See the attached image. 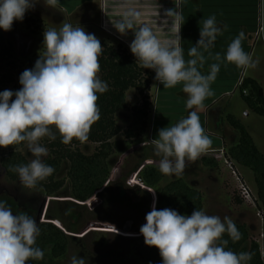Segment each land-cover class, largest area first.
Returning <instances> with one entry per match:
<instances>
[{
	"label": "clouds",
	"instance_id": "obj_1",
	"mask_svg": "<svg viewBox=\"0 0 264 264\" xmlns=\"http://www.w3.org/2000/svg\"><path fill=\"white\" fill-rule=\"evenodd\" d=\"M41 2L45 5V0H0V29L10 31L14 22H22L26 13ZM172 2L175 7L165 10L161 20V26H167V39L159 38L149 24L141 21L140 13L131 9L111 24L121 36L133 34L129 48L136 63L153 70L159 85L164 89L181 85L187 96L185 106L191 109L187 117L159 129L157 138L145 140L141 145L151 146L161 174L178 178L186 162L197 160L211 144L199 113L205 110V99L213 94L210 84L220 69V54L213 56L209 50L222 29L215 15L203 18L199 22V39L188 49L190 58L185 60L180 35L183 0ZM46 3L50 5L51 0ZM243 35L241 32L230 42L224 61L237 68H254L257 62L242 49ZM101 49L94 34L63 22L58 28L43 32L42 51L34 67L20 74V89L0 91V148L25 144L33 157L27 164L13 168L24 188H35L54 172L42 159L48 152L41 144L42 138L52 141L56 139L55 133H59L64 145L74 140L84 143L92 125L100 119L97 94L108 89L98 75ZM204 52L217 61L210 65L207 74L197 67H203ZM145 220L140 234L147 246L159 250L162 264H247L251 259V253H235L226 248L225 233L233 242L241 236L230 216L221 219L198 209L191 215H181L170 208L158 210L153 203ZM40 231L32 215L13 214L6 202L0 200V264L42 260L44 251L37 245ZM86 261L88 264L87 258L74 254L69 264Z\"/></svg>",
	"mask_w": 264,
	"mask_h": 264
},
{
	"label": "rangeland",
	"instance_id": "obj_2",
	"mask_svg": "<svg viewBox=\"0 0 264 264\" xmlns=\"http://www.w3.org/2000/svg\"><path fill=\"white\" fill-rule=\"evenodd\" d=\"M256 3V11L259 8L260 10L264 9V0H256ZM168 4L170 5V0H51L50 5L45 0V5L42 2L38 3L34 9L26 13L22 22H14L10 31L5 32L0 29L4 37L14 45V60L16 62L15 70H10L6 64L0 65V79L8 73L13 78L12 83L0 85V91L7 89L15 92L20 89L19 76L25 69L34 67L42 51L45 30L53 27L58 28L63 22H67L73 27L81 26L87 32L94 34L100 40L101 45L116 48L121 44L132 54L129 44L134 38L133 34L121 36L112 26L111 21L120 19L123 13L129 9L134 10L140 13L143 23L150 26L159 25V28H153V30L159 38L164 40L168 38V32L167 26H161V20L164 19L163 14L167 10ZM263 36H260V42L263 41ZM258 41L254 35L251 47L257 46ZM263 50V44L255 49L252 60L260 66L247 68L245 78L257 79L258 71L264 77ZM151 71L154 73L153 70ZM155 82L153 78L149 93L152 108L146 135L140 140L129 142L124 134H121L111 141L113 154L109 161V178L105 186L88 201L75 200L67 178L68 163L62 166L56 177L58 181L64 180L65 185L54 194H47L36 188H24L19 179L17 181L8 180L0 166V200L14 202L11 205L18 211L14 213L12 210L13 214L27 212L36 219L38 226L47 223L53 224L67 237V254L62 258L50 261V249L47 250L46 261L48 264H69L70 257L74 254L81 258H87L88 264H144L137 257V252L145 245L144 238L139 231L140 227L146 223L145 216L151 211L153 203L156 207L160 191L177 179H182L188 186L201 193L202 211L206 214L218 215L221 219L227 215L234 223L246 227L249 225L250 227L247 229L251 242H254V239L260 234L256 209L246 202L237 203L236 200L240 196L236 190V182L220 153L216 156H210L215 154L207 156L217 163L216 168L206 167L202 162L203 157L206 156L201 155L195 161L186 162L185 169L178 178L162 174L163 181L157 187L151 188L145 184L142 179L144 172L148 168L158 169L157 158L153 155L151 146L141 147L143 141L155 138L152 132L156 95ZM238 84L239 82L237 86ZM171 91V88L164 89L161 86L157 92V104H162L165 99L164 95ZM175 98L184 104L185 99H181L182 96L179 99V95H176L173 99ZM127 105V110L119 113L116 119L123 132L130 129L135 121L133 107L141 105V98L137 90L127 93ZM214 107V111L208 112L203 125L202 122L201 125L205 126L204 130L209 137H212L214 132L222 139L218 142H222L224 145L226 158L229 159V162L231 160L228 154L229 149L237 143L239 134L225 121L227 113L224 112L228 109V114L240 121L252 137L255 146L264 155V118L245 105L239 89L235 90L232 98H228ZM246 113L248 116L245 115ZM219 124L220 126L216 127ZM99 147L98 144L84 143L79 147V150L85 155H93ZM20 152L28 162L33 159L26 145L20 149ZM48 156L49 152L42 159L45 160ZM231 164L257 196L253 173L240 167L232 160Z\"/></svg>",
	"mask_w": 264,
	"mask_h": 264
},
{
	"label": "trees",
	"instance_id": "obj_3",
	"mask_svg": "<svg viewBox=\"0 0 264 264\" xmlns=\"http://www.w3.org/2000/svg\"><path fill=\"white\" fill-rule=\"evenodd\" d=\"M101 46L102 49L98 56L100 65L98 75L107 83L108 89L103 94H97L100 119L92 125L88 140L84 142L98 144L100 147L93 155H85L79 150V147L84 143L74 140L70 145H64L60 141L59 133H55L56 139L52 141H49L47 137L42 138L41 144L49 152V156L44 162L52 166L54 172L46 180L38 182L35 188L47 194L57 193L64 187L65 181H58L56 177L62 166L68 163L67 178L75 200L79 202L88 201L105 186L109 178V161L113 154L111 141L121 134H124L129 142L140 140L146 135L152 108L149 93L152 88L154 73L139 66L135 57L121 44L116 48ZM14 58V45L0 32V65L6 64L10 70H15ZM12 82L13 78L9 73L0 79V85ZM238 89L245 105L264 118L263 88L255 80L244 78ZM131 90L138 91L141 105L133 107L135 121L130 129L123 132L116 119L119 113L127 110V93ZM225 121L239 134L237 143L229 149L230 159L253 173L258 202L264 211V155L255 146L252 137L240 121L231 114H226ZM53 131L55 132L54 126ZM23 147L25 144L14 146L19 150H14L11 146L0 148V166L10 181L19 179L13 168L28 163L20 152ZM202 162L206 167L216 168L217 166V163L209 157H203ZM142 179L148 187L154 188L163 181V175L158 169L148 168ZM239 199L236 200L238 204L243 202ZM13 203L12 200L6 201L7 206ZM11 208L16 212V207L13 209L12 206ZM156 208L158 210L170 208L181 215H191L195 209H203V198L200 192L188 186L182 179H177L160 191ZM235 225L241 234L240 239L233 242L225 233L223 239L228 240L226 248L235 253H251V259L247 264H263L259 246L255 242H251L247 227L237 223ZM39 228L41 231L37 238V245L44 251V256L42 260L29 261L28 264H48L46 255L49 249L50 261L64 257L68 252L66 235L53 224H42ZM137 257L144 264H162L159 250L146 244L137 252Z\"/></svg>",
	"mask_w": 264,
	"mask_h": 264
},
{
	"label": "crops",
	"instance_id": "obj_4",
	"mask_svg": "<svg viewBox=\"0 0 264 264\" xmlns=\"http://www.w3.org/2000/svg\"><path fill=\"white\" fill-rule=\"evenodd\" d=\"M256 6V0H183L181 10L184 17V22L180 35L182 39L181 47L184 49L185 60L190 58L187 54L188 49L192 46H195L197 40L199 39V22L203 18L207 19L210 16L215 15L217 24L222 29V33L217 36L214 46L209 50L213 56L216 53H219L221 56V62L219 72L217 73L215 80L210 84L213 94L205 99V110L199 113V119L200 122H202V125L205 117H207L208 112H211L215 108L214 106H216V104L218 105L224 100L232 98L235 94V90L237 91L238 89L237 83L241 78V73L243 72L244 68H237L235 65L224 61V56L230 42L241 32H243L244 35L241 40V46L243 51L250 54L251 57L257 46L260 44L264 45L263 36L262 42L259 40L256 44L257 46L251 47L253 36L257 33ZM174 7L175 6L172 0H170V5L168 4L166 9ZM72 13H74V11H72ZM151 27L156 29L159 28V25H152ZM203 54L205 57L203 67H200L199 65L197 67L202 74H207L210 65L212 63H217V61L210 57L208 52H204ZM262 54L264 56V50ZM256 66L260 65L256 64ZM255 81L264 90V77L259 71L257 72V79H255ZM161 86L162 85H159L157 81L155 82L156 95L154 98L155 107L153 110L152 128L153 136H155V138H157L159 129L174 125L180 119L187 117L189 111H191V109L186 108L185 102L183 104L176 98L173 99L174 96L179 95V99L182 96L183 98L181 99H185L184 101H186L187 96L182 91L181 85L171 88L172 91L167 92L164 95L165 99L163 100L162 104H157V92ZM170 96L172 97L170 98ZM228 111L229 109L226 110L225 113L228 114ZM245 115L248 116L247 113ZM203 128H205V126ZM207 128L208 127L206 126V129ZM213 134L214 135H212V137H209L207 134L211 140V144L205 153L212 151L216 152L221 148L225 149L224 145H222V142H218V140L222 141V139L214 132ZM247 227L249 229L250 226L247 225Z\"/></svg>",
	"mask_w": 264,
	"mask_h": 264
},
{
	"label": "built area",
	"instance_id": "obj_5",
	"mask_svg": "<svg viewBox=\"0 0 264 264\" xmlns=\"http://www.w3.org/2000/svg\"><path fill=\"white\" fill-rule=\"evenodd\" d=\"M257 41L260 39V36L264 35V9L257 11ZM246 69L239 80L238 88L242 85L244 80ZM222 154L224 158V163L228 166V169L231 171L234 181L236 182V190L239 193L240 198L243 202L251 204L256 209V218L259 220L260 224V234L254 239V242L258 244L260 251V258L264 264V211L260 208V204L258 202L257 196L252 192V190L248 187V185L244 182L242 176L234 169L233 164H231V160L226 158V151L224 148L219 149L218 151L208 152L202 154L203 156H216V154Z\"/></svg>",
	"mask_w": 264,
	"mask_h": 264
},
{
	"label": "flooded vegetation",
	"instance_id": "obj_6",
	"mask_svg": "<svg viewBox=\"0 0 264 264\" xmlns=\"http://www.w3.org/2000/svg\"><path fill=\"white\" fill-rule=\"evenodd\" d=\"M3 197V196H2ZM14 212V211H13ZM16 212H17V210H16ZM16 212H14V213H16Z\"/></svg>",
	"mask_w": 264,
	"mask_h": 264
}]
</instances>
